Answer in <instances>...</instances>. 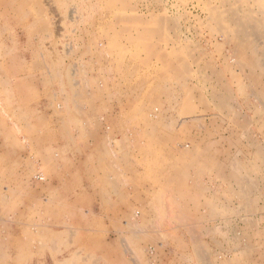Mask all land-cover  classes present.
Here are the masks:
<instances>
[{"label":"rangeland","instance_id":"1","mask_svg":"<svg viewBox=\"0 0 264 264\" xmlns=\"http://www.w3.org/2000/svg\"><path fill=\"white\" fill-rule=\"evenodd\" d=\"M0 264H264V0H0Z\"/></svg>","mask_w":264,"mask_h":264},{"label":"bare ground","instance_id":"2","mask_svg":"<svg viewBox=\"0 0 264 264\" xmlns=\"http://www.w3.org/2000/svg\"><path fill=\"white\" fill-rule=\"evenodd\" d=\"M240 22H241V21H240ZM159 56H161V57L163 56V58H165V60H166V55H164V54L161 53V55H159ZM161 60H162V59H161ZM165 60H164V61H165ZM169 60H170V59H169ZM164 63H165V62H164ZM182 75H183L184 77H188V75H187L186 72H183ZM242 179H243V178H242ZM195 238H196V237H195ZM194 242H195V241H194Z\"/></svg>","mask_w":264,"mask_h":264}]
</instances>
